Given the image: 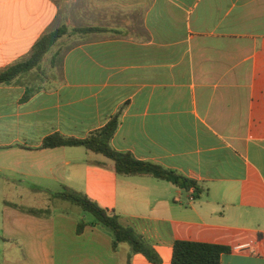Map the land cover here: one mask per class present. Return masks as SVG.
Wrapping results in <instances>:
<instances>
[{"label":"crops","instance_id":"crops-1","mask_svg":"<svg viewBox=\"0 0 264 264\" xmlns=\"http://www.w3.org/2000/svg\"><path fill=\"white\" fill-rule=\"evenodd\" d=\"M61 25L98 30L63 37L38 75L0 85L6 263L153 264L52 198L69 188L149 240L161 264H172L177 240L230 248L221 264H264V0H0V72ZM116 114L112 148L197 182L198 199L119 175L84 147L41 148L53 134L83 139ZM26 195L47 196L53 213L15 207Z\"/></svg>","mask_w":264,"mask_h":264},{"label":"trees","instance_id":"trees-1","mask_svg":"<svg viewBox=\"0 0 264 264\" xmlns=\"http://www.w3.org/2000/svg\"><path fill=\"white\" fill-rule=\"evenodd\" d=\"M96 28H70L61 25L58 28L45 33L34 45L33 51L27 60L19 62L0 72V85L8 84L33 74L38 75L45 57L53 47L65 36L74 34L88 35L95 32ZM30 96L26 93L25 99ZM120 124V116L116 114L101 129L92 132L83 139L67 138L61 134H53L43 140L41 148L53 149L59 147H84L88 151L103 155L114 162V170L119 175L138 176L149 175L156 179L172 183L185 192L193 191L195 199L202 193L198 183L166 169L160 165L140 161L129 152H119L112 148L111 141ZM53 199L67 201L80 207L85 213L92 215L99 225L109 229L114 236V249L120 243H126L131 247L133 254H142L153 264H161L162 260L149 240L139 235L134 229L123 226L119 216L97 204L88 196L69 188L62 192L52 194ZM23 211L36 216H48L49 210L40 208H24L14 205ZM84 224L78 227L81 233ZM231 249L217 244L200 243L188 240H177L173 244L172 264H221V256L230 253Z\"/></svg>","mask_w":264,"mask_h":264},{"label":"rangeland","instance_id":"rangeland-1","mask_svg":"<svg viewBox=\"0 0 264 264\" xmlns=\"http://www.w3.org/2000/svg\"><path fill=\"white\" fill-rule=\"evenodd\" d=\"M59 3L64 4L66 0H57ZM61 21V20H60ZM60 23V22H59ZM69 23L72 25L73 21H69ZM18 199L19 203L24 205V208H29V206L32 205H38V201H41V205H43V209L49 210V215L53 213V201H49L48 197L45 195H42L41 197H34V195H26L23 198H13ZM22 201V202H21ZM77 208V207H76ZM61 209V208H60ZM0 264H7L4 259V248H0Z\"/></svg>","mask_w":264,"mask_h":264},{"label":"built area","instance_id":"built-area-1","mask_svg":"<svg viewBox=\"0 0 264 264\" xmlns=\"http://www.w3.org/2000/svg\"><path fill=\"white\" fill-rule=\"evenodd\" d=\"M248 246H240L239 248H238V250L239 251H241V250H244L245 248H247Z\"/></svg>","mask_w":264,"mask_h":264}]
</instances>
